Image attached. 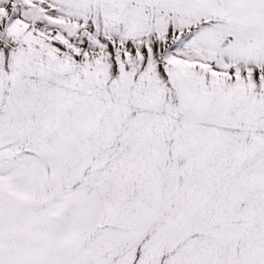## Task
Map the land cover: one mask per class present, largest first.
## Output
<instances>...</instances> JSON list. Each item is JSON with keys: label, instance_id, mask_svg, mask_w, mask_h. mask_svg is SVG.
<instances>
[{"label": "snow or ice", "instance_id": "6c2138e0", "mask_svg": "<svg viewBox=\"0 0 264 264\" xmlns=\"http://www.w3.org/2000/svg\"><path fill=\"white\" fill-rule=\"evenodd\" d=\"M0 264H264V0H0Z\"/></svg>", "mask_w": 264, "mask_h": 264}]
</instances>
